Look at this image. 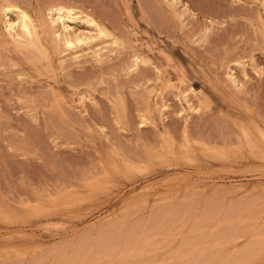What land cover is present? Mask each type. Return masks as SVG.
<instances>
[{"label":"rangeland","instance_id":"1","mask_svg":"<svg viewBox=\"0 0 264 264\" xmlns=\"http://www.w3.org/2000/svg\"><path fill=\"white\" fill-rule=\"evenodd\" d=\"M22 1L28 3L27 0ZM40 1L47 4L50 0ZM51 1L61 4L63 0ZM66 1L64 0L63 3L68 5L69 1ZM90 1L94 2L89 0L88 3ZM100 1L103 2L99 0L97 4L102 6ZM158 1H104L105 7H110L109 9L104 7L108 22L122 34L124 42L127 41L126 45L125 43L122 45L125 46L124 50L120 48L123 50H121L122 56L118 50H116L118 54L114 52L113 56L114 54L119 57L125 56V61L133 54L134 57H139V69L141 67L152 69L151 81L164 79L167 76L163 81L161 80L160 85L158 84L160 79L156 82L159 86L153 82L158 88L157 92L155 91L158 95L154 91L151 95L144 92V88L147 91L151 88L150 81L145 84L150 83V86L148 85L150 88L144 87L145 85H142L143 87L137 85L139 88L135 85L136 88H133V85V87L129 86L131 80H137L132 77L139 71L130 70L131 72H128L130 74H127L128 66L134 63L126 65L128 61L125 63L124 58L119 60L121 62L123 60L126 66L121 67L118 57L114 56L115 59L112 60V56L111 59L106 56V59L113 62H109L110 64L118 61L121 68L127 67L125 71L118 66V73L116 66L110 65L111 69H115V74L116 72L120 74V71L121 74L126 73L125 76L118 75L120 79L117 75L111 74L114 73V69L110 70L111 73L109 69V72H103L104 76L100 72L98 75L102 80L98 76L93 77L91 72L88 73L92 75H84L90 69L96 70L94 76L99 73L97 62L88 60V55L85 59L90 62L85 63L89 66L85 73L82 72L86 70L84 66L82 69L81 66H73L71 69L76 70L68 74L74 73V75L68 77L62 75L65 74L62 71L60 75L62 82L51 85L52 80L54 82L55 79H52V74L49 76L53 69H48L45 65L46 57L33 59L38 62L37 67L39 65L41 69L43 68L41 70L38 67V71L43 74L39 76L32 67L28 68L24 62L16 58L14 63L17 64L13 61L11 64L9 61L12 58H9L8 62L13 66L8 67L7 58H2L5 56L3 48L0 49V53L2 51L0 59H5L4 63H7L6 66L3 63L4 67L0 66V69H4L0 70V94H7L3 95L4 98L1 94L0 101L6 100L12 105L16 100L13 107L0 102V110H2L0 111V264H118L119 262V264H264V27L262 30V27L258 26V20L252 19L251 23L254 25L248 27L256 29L258 26L257 31L251 32L247 27L246 33L254 34L255 38L253 35L248 39V36H245L246 40H244V31L235 32L239 34V36L233 34L236 35V41L231 39L215 47L207 39L202 40L199 36L201 31L198 35L195 34L197 40L194 34L189 36L191 32L193 33L192 27L195 22L200 20L199 23L203 21V24L204 21H209L207 11L211 9L209 7L211 3L208 2L213 0H185L192 6L191 9H194L195 16L193 14L190 17L186 16L189 21L186 20L187 25L183 30L171 18L170 13H167L168 9L161 4L162 0ZM236 1L228 0V3L240 7L239 3L242 2ZM37 2L39 0L35 4ZM249 2L243 4H250L244 10L250 11L251 15L256 11L257 13L264 11L263 0ZM209 17L212 18V14ZM145 18H149L148 21L152 20V24L149 25ZM221 18L223 24L216 23L214 26L216 28L218 25L220 29L217 27L214 31L213 26L211 27L212 31L221 32V35L220 32L218 33L220 37H225L223 28L226 27L227 32V26L232 24L227 25V23L235 21L241 24L246 20L244 17ZM217 19L220 21L219 18ZM224 19L226 21H223ZM225 22L226 26L223 27ZM115 24H118V27ZM3 25V23L0 25L2 29ZM236 28L235 26L234 30ZM230 29H233L232 25ZM186 32L188 33L185 34ZM129 47L132 48L133 54L131 52L129 54ZM235 48L238 49L234 51ZM124 52L127 53L124 55ZM142 54L147 58L151 56L150 65L142 63ZM69 56L70 54L68 58L72 55ZM134 57H130L132 59L131 61L128 59L129 62H135ZM252 60H255L256 65H253ZM240 61L241 63H238ZM154 64L160 69L159 72L164 74L158 73ZM154 74L159 75L158 77L155 75L157 80L152 79ZM88 77L96 78L97 81L91 79L93 83L91 81L87 86L88 82L85 83V78ZM79 78V81L84 78L82 79L84 88L90 91L84 103L85 108H79L82 104L78 103L80 101L78 93L80 89H84L83 85L79 87L80 89L77 88L78 84H81V82L77 83ZM89 78L87 80H90ZM74 80L77 87L70 86ZM125 81L129 83L126 85ZM119 82L126 86L118 84ZM60 85L69 90L60 89ZM154 85L152 88H155ZM24 86L27 88L25 89ZM89 86L93 87L89 88ZM117 89L123 91L118 92L119 95H123V98L120 97L125 101L124 114L120 113L123 107L119 108L122 100L120 99V103L116 102ZM138 89H142L140 94ZM70 90L76 91L71 94ZM174 91L181 94L184 91L182 95L191 92L186 96L190 103L192 102L191 104L199 107L200 110L186 109L181 116L178 110L182 109V106ZM144 93L151 97L146 98ZM50 95L51 97H48ZM18 101L20 104H17ZM139 101L141 104L138 103ZM56 102L63 107L65 117L62 116L61 110L57 109ZM163 102H169L171 107L162 110L164 112L160 115ZM21 104L23 107L20 108ZM184 105L188 106L186 101ZM88 111L90 115H94H87ZM31 112L32 116H30ZM103 113H106V116ZM101 115L103 119H100ZM143 116L147 118L145 124L140 123ZM66 117H71L70 123L65 119ZM164 124L170 126L171 131L173 129L174 132L172 131L168 136L164 133L162 136L161 132L165 131ZM186 125L190 127L191 137L194 134L196 140L184 138ZM155 136L158 140L154 138ZM112 137L115 139L112 140ZM144 141L147 143L145 144ZM237 253V256L234 255Z\"/></svg>","mask_w":264,"mask_h":264},{"label":"bare ground","instance_id":"2","mask_svg":"<svg viewBox=\"0 0 264 264\" xmlns=\"http://www.w3.org/2000/svg\"><path fill=\"white\" fill-rule=\"evenodd\" d=\"M37 0H35V2H36ZM51 1V0H50ZM48 2L47 4L45 3V4H43V2L42 1H40L39 0V2H37L36 4H35V2H34V0H27V2L28 3H30L29 5L31 6H29L28 5V3H26L25 4V2L24 1H22V0H0V25H1V23H3L4 25H3V29H2V26H0V49L1 48H3V51H4V55L5 56H2V58H7V61L5 60V59H0V66L2 67L4 64V66H6V64L7 63H9V62H11V64H12V61H13V63H14V58H16V59H19V60H21L22 62H24L27 66H28V68H30V67H32L36 72L35 73H37L39 76L42 74L40 71H38V67H39V65H38V67H37V61L35 62V60H33V59H36V57L38 58H42V56H44V57H46V64L45 65H47L48 66V69H53V71H51V73L49 74V76H51V74H52V79H55L54 80V82H53V80L51 79V77H49L51 80H52V84L51 85H53V83H56V85H58V84H60L61 82H62V80H61V77H60V75L64 72L65 74H62V75H68V77L69 76H71L72 74L74 75V73H72L71 75L70 74H68V73H70V72H74V70H76V69H71L73 66L74 67H80V69H82V66H84L83 68H86V70L84 71H82V72H86L87 71V68H89V66L88 65H86L85 63H89L90 61H88L89 59L90 60H93V61H95V63H96V65H97V68H98V71H99V73H97V75L96 76H94L95 75V73L96 72H94V71H96V70H93V69H90V70H92V71H90V70H88L87 71V73H85L84 75H86V74H88L87 76H89V74H93V77H99L100 78V72H102V74H103V76H104V73L103 72H109L110 70H112V69H114V68H112L111 69V67H113V65L114 66H116V70H117V72L119 71L118 70V64L121 62L119 59L121 58H124V61H125V56L124 57H121L122 56V51L124 50L123 48H125V46L123 47L122 45H124V43H125V45H126V43H127V41L126 42H124V40H123V38H122V34L111 24V23H109L108 22V17L106 16V14L107 13H105L106 11H104L105 9H104V7L106 6V5H108L107 4V1H106V5H105V3H104V1L105 0H103V2H101L102 3V6H100V4L98 5L97 4V2L99 3V0H97V1H95L94 0V2L93 1H90V3H92V4H90V3H88V1L89 0H68V1H66V2H68V5L67 4H64L63 2H64V0L61 2V4H59V3H55V2ZM56 1V0H55ZM59 2H60V0H58ZM161 0H159L158 2H160ZM230 1V0H229ZM236 1V0H235ZM238 2H242V3H239V6L240 7H238V5L237 6H233V5H231V4H229L228 3V0H213L212 2H208L210 5H209V7L211 8V9H209V7H208V9L210 10L209 12L207 11V13H208V19H209V21L207 22V21H204V25L202 24V22L201 23H199V21L198 22H192V23H194V27H192V30H193V33L191 32L192 30H191V28H190V30L191 31H189V32H191V34L189 35V36H191V35H193L194 37H195V34L196 35H198L199 33H200V31H201V33L199 34V36L200 37H202V40H203V38H204V40L205 39H207L211 44H212V46H215V45H218V46H221V45H219V44H221V43H223V42H226V41H229V40H233L234 41V39H235V37H236V35H233L235 32H240V31H244V37L245 36H248L247 37V39L250 37H252L251 35H253L254 36V34H252L251 33V35H250V32L247 34L246 32H248V30H250L251 32L252 31H254V33H256V29L258 28V26H260V27H262V30H263V27H264V14H263V12L264 11H262V13L261 12H259V13H257V11H256V13H253L252 15H251V12L250 11H245L244 9L245 8H247V5H250V4H243L244 2L245 3H248L249 1L251 2V0H237ZM236 1V2H237ZM244 1V2H243ZM253 1V0H252ZM264 1V0H263ZM24 2V3H23ZM71 2V3H70ZM162 3L161 4H163L165 7H166V9H168V11H167V13H170V15H171V18H173V20L177 23V24H179L178 26H181V27H179V28H181L182 30L183 29H185V27H186V20L187 21H189L187 18L188 17H190V16H192V14L194 13L193 11H194V9H191V5L190 4H188L185 0H162L161 1ZM249 2V3H250ZM197 3V2H196ZM207 3V4H208ZM253 3V2H252ZM25 4V5H24ZM72 4V5H71ZM206 4V5H207ZM110 5V4H109ZM112 5V4H111ZM110 5V6H111ZM194 5V4H193ZM200 5V4H199ZM202 5H204V4H202ZM29 6V7H28ZM262 6L264 7V2H262ZM163 7V6H162ZM203 7V6H202ZM236 7H238L237 9H236ZM249 7V6H248ZM105 8H107V9H109L108 8V6L107 7H105ZM196 8H198L197 6H196ZM201 8V7H200ZM204 8V7H203ZM202 8V9H203ZM102 9V10H101ZM165 9V8H164ZM206 9V8H205ZM145 10V9H144ZM149 10H152V9H149ZM163 10V9H162ZM207 10V9H206ZM260 9H258V11H259ZM103 11V12H102ZM147 11V10H146ZM166 11V10H165ZM164 11V13H166ZM155 12V11H154ZM255 12V11H254ZM163 13V12H162ZM163 13V14H164ZM110 14V13H109ZM147 14H148V12H147ZM151 14V13H150ZM160 14V13H159ZM212 14V18L211 17H209V15H211ZM255 14V15H254ZM14 15H16V17H14ZM142 15H144L145 16V13H143L142 12ZM161 15V14H160ZM166 15V14H165ZM194 16H195V14H193ZM254 15V17H251V16H253ZM149 16H151V15H149ZM152 16H153V14H152ZM162 16V15H161ZM186 16H188L187 18H186ZM193 16V17H194ZM227 16V18H228V16L230 17V19H233V18H236V17H244V18H246V20L245 21H247V23L244 21V22H242L241 24H238L237 22L235 23V21L233 22H229V23H227V25L228 24H230V23H232V24H230L229 26H227V29L229 30L230 28H231V25H232V28L233 29H230L229 31H231V32H229L228 30H227V32H228V34H226L227 32H226V27L225 28H223L224 30L223 31H225V37H223V36H219V34L221 35V32L220 31H218V33H217V31L216 32H214L215 31V29L217 28V27H219L218 25H220V24H223V22L221 21L223 18H221V17H226ZM164 18L166 17V16H163ZM170 17V16H169ZM152 18V17H151ZM205 18V17H204ZM217 18H219V20L221 21H218V19ZM221 18V19H220ZM243 18V19H244ZM167 20H168V17L166 18ZM197 19V18H196ZM195 19V20H196ZM252 19H257L258 20V26H257V28L256 29H254L255 27H252V29H251V27H248V26H252V24L253 23H251V21H252ZM145 20L147 21V23L150 25V24H152L151 22H153L152 20H150V21H148L149 20V18H145ZM162 20V19H161ZM166 20V21H167ZM206 20H207V18H206ZM116 21V20H115ZM169 22H170V20H168ZM197 21V20H196ZM223 21H226L225 19L223 20ZM249 21V22H248ZM117 22V21H116ZM174 22V23H175ZM156 23V22H155ZM216 23H218V25H217V27L215 28L214 26H215V24ZM220 23V24H219ZM233 23H235L234 25H233ZM240 23V22H239ZM244 23V24H243ZM251 23V24H250ZM256 23V22H255ZM114 24V23H113ZM181 24V25H180ZM191 24V23H190ZM250 24V25H249ZM115 25H117V27H118V24H115ZM165 25V24H164ZM254 25V24H253ZM121 26V25H120ZM119 26V27H120ZM169 26V25H168ZM213 26V29H214V31H212L213 29H211V27ZM224 26H226V22H225V25H223V27ZM237 27L235 30H234V27ZM249 29H248V28ZM172 29H174V27L172 28ZM219 29H220V27H219ZM218 29V30H219ZM248 29V30H247ZM166 30V29H165ZM168 30V29H167ZM217 30V29H216ZM233 30V31H232ZM261 30V29H260ZM161 32V31H160ZM159 32V33H160ZM169 32V31H168ZM171 32V31H170ZM199 32V33H198ZM173 33H174V31H173ZM188 32H186L185 34H187ZM222 33V35H224ZM162 34V33H161ZM168 34V33H167ZM170 34V33H169ZM172 34V33H171ZM235 34H237V33H235ZM247 34V35H246ZM257 34H259V33H257ZM228 35V36H227ZM238 36H239V34H237ZM243 34H241V36H242ZM260 35V34H259ZM170 36V35H169ZM192 36V37H193ZM198 36V37H199ZM241 36H240V39H241ZM261 36V35H260ZM194 37H193V39H194ZM199 37V38H200ZM257 37H259V36H257ZM110 38V39H109ZM183 38V37H182ZM188 38V37H187ZM196 38V37H195ZM253 38H255V36L253 37ZM261 38H263V37H261ZM237 39V38H236ZM236 39H235V41H236ZM196 40H197V38H196ZM195 40V41H196ZM244 40H246V37L244 38ZM259 40V39H258ZM194 41V40H193ZM199 41H201V38L199 39ZM237 41H239V40H237ZM241 41V40H240ZM248 41V40H247ZM250 42V41H249ZM256 42V41H255ZM258 42V41H257ZM195 43V42H194ZM199 43V42H198ZM234 44H235V42H233ZM237 43H239V42H237ZM242 43H243V41H242ZM111 44V46H109ZM214 44V45H213ZM232 43H230V45H231ZM249 44V43H248ZM247 44V45H248ZM251 44V43H250ZM11 45V46H10ZM114 45V46H113ZM229 45V44H228ZM228 45H227V47H228ZM236 45V44H235ZM239 45V44H238ZM252 45H254V44H252ZM245 46V45H244ZM114 47H116L115 49H112V48H114ZM118 47V48H117ZM136 47V46H135ZM216 47V46H215ZM226 46H224V48H225ZM239 47V46H238ZM249 47V46H248ZM252 47V46H251ZM110 48V49H109ZM120 48H122V49H120ZM128 47L126 46V49H127ZM131 47H129V54H130V52H131V54H133L132 53V48L130 49ZM134 48V47H133ZM152 48V47H151ZM212 48H214V47H212ZM231 48V47H230ZM250 48V47H249ZM257 48V47H256ZM238 49V48H237ZM236 48L235 49H233L234 51H236L237 50ZM2 50V49H1ZM116 50H118V53H121L120 55V57H119V55H117L118 53L116 52ZM122 50V51H121ZM134 50V49H133ZM206 50V49H205ZM211 50V49H210ZM224 50V49H223ZM251 50V49H250ZM252 50H254V49H252ZM119 51H121V52H119ZM135 51V50H134ZM150 51V50H149ZM153 51V50H152ZM242 51V50H241ZM240 51V52H241ZM245 51V50H244ZM110 52H112V53H110ZM117 53L116 55L114 54V56H116L115 58H117V60L118 61H120V62H114L115 64H110V63H113V62H110V60H108V59H111V56H112V60L113 59H115L114 58V56H113V53ZM212 52H214V51H212ZM251 52H253V51H251ZM250 52V53H251ZM257 52V51H256ZM264 52V51H263ZM1 53H2V51H1ZM0 53V54H1ZM127 52H124V55L126 54ZM135 53V52H134ZM249 53V54H250ZM26 55V56H24V55ZM70 54V58H68V55ZM139 54V53H138ZM144 54V53H143ZM142 54V57L144 56ZM237 54V53H236ZM235 54V55H236ZM243 54V53H242ZM244 54H245V52H244ZM248 54V55H249ZM2 55V54H1ZM9 57H8V56ZM88 55H89V58H88V60L87 59H85L86 57H88ZM156 55V54H155ZM238 55V54H237ZM246 55V54H245ZM244 55V56H245ZM86 56V57H85ZM108 57V59H106L107 57ZM109 56H110V58H109ZM127 56L128 55H126V58H127ZM146 56H149V55H147L146 54ZM210 56V55H209ZM243 56V55H242ZM241 56V57H242ZM65 57V58H64ZM67 57V58H66ZM130 57H134V54H133V56L131 55V56H128V58H127V60L126 61H128L127 63L128 64H126V65H130V64H133V65H131V66H128L129 67V71L127 70V69H125V68H127V67H125L124 69H125V71L127 70V74H130V73H128V72H131L130 70H134V71H139L138 72V74L137 75H133V77L132 76H129V77H132V79H137L136 81H133V80H131L132 82L129 84V86H136V87H138L139 88V86H137V85H140L141 87H143L145 84H147L149 81H150V83H152L151 85L153 86L154 84H153V82H158V80L160 79H156V77H155V75L158 77L159 75L158 74H154V75H152V79H156L157 81H151V73L153 72L152 71V69H148V68H145V67H141L140 69H139V67H138V65L140 64V62H138V59H139V57H134L133 59L135 60V62H129V60L131 61V59H130ZM252 57H254V56H252ZM9 58H12V59H10V61H9ZM91 58H93V59H91ZM136 58V59H135ZM144 58H147V57H143L142 58V63L144 64L145 63V65L146 64H148L149 63V65H150V63H151V56L150 57H148L147 59H149L150 60V62H149V60H147V59H144ZM237 58V57H236ZM244 58V57H243ZM43 59V58H42ZM129 59V60H128ZM254 59V58H253ZM4 60L7 62H5L4 63ZM39 60V59H38ZM111 60V61H112ZM133 60V61H134ZM230 60V59H229ZM231 60H232V58H231ZM234 60H238V59H234ZM9 61V62H8ZM30 63H28V62ZM126 61H125V63H126ZM154 61V60H153ZM239 61V60H238ZM252 61H254V63H253V65L255 64V60H252ZM16 62V61H15ZM106 62H110L109 63V65L108 66H105V65H107V64H105ZM4 63V64H3ZM44 63V62H43ZM82 63H84V65H81ZM93 63V62H92ZM92 63L90 64V65H92ZM94 63V64H95ZM141 63V64H142ZM207 63V62H206ZM238 63H241V61L240 62H238ZM256 63H257V61H256ZM14 64H17V63H14ZM120 64H122V66L121 67H123V65H125L124 64V62H123V60H122V62L120 63ZM229 64V63H228ZM110 65H111V67H110ZM125 65V66H126ZM144 65V66H145ZM148 65V66H149ZM155 65V67H156V64H154ZM153 65V66H154ZM213 65V64H212ZM240 65V64H239ZM256 65V64H255ZM3 66V67H4ZM8 67H12V66H10V63H9V65H7ZM43 66V65H42ZM140 66V65H139ZM148 66H146V67H148ZM210 66V65H209ZM224 66V65H223ZM92 67V66H91ZM93 67H94V65H93ZM120 67V66H119ZM120 67V68H121ZM137 67H138V69H137ZM253 67V66H252ZM256 66H254V68H255ZM40 68V67H39ZM95 68V67H94ZM96 68V69H97ZM151 68V67H150ZM157 68V70L159 69L158 68V66L156 67ZM155 68V69H156ZM161 68V67H160ZM211 68V67H210ZM9 69V68H8ZM41 69V68H40ZM43 69V68H42ZM41 69V70H42ZM58 69H60V71H58ZM108 69H109V71H108ZM115 69H114V73L112 72L111 73V71H110V73L111 74H115ZM123 68H121V70H122ZM123 69V70H124ZM165 69H166V67H165ZM214 69V68H213ZM256 69V68H255ZM258 69H259V66H258ZM0 70H4V69H0ZM5 70H7V69H5ZM10 70V69H9ZM71 70V71H70ZM73 70V71H72ZM154 70V69H153ZM160 70V69H159ZM159 70H158V73H161V74H164L163 72H159ZM161 70H162V68H161ZM215 70V69H214ZM257 70V69H256ZM43 71H45V70H43ZM63 71V72H62ZM65 71H67V73L65 72ZM113 71V70H112ZM149 71V72H148ZM156 71V70H155ZM10 72H11V70H10ZM48 72V71H47ZM53 72V73H52ZM62 72V73H61ZM88 72H91V73H88ZM117 72H116V74L114 75V76H118V75H124V73L123 74H121L122 72L120 71V74H117ZM157 72V71H156ZM261 72V71H260ZM4 73H6V72H4ZM8 74H9V71L7 72ZM6 73V74H7ZM119 73V72H118ZM173 73V72H172ZM244 73V72H243ZM7 74V75H8ZM22 74V73H21ZM20 74V75H21ZM24 74V73H23ZM77 74V73H76ZM91 74V75H92ZM99 74V75H98ZM105 74H107V73H105ZM126 74V73H125ZM153 74V73H152ZM181 74H182V72H181ZM11 75V74H10ZM43 75V74H42ZM47 75H48V73H47ZM108 75V74H107ZM170 75V74H169ZM245 75V74H244ZM1 76V75H0ZM24 76H25V74H24ZM32 76V75H31ZM55 76V77H54ZM76 76V75H75ZM78 76V75H77ZM86 76V77H87ZM125 76V75H124ZM138 76V77H137ZM154 76V77H153ZM16 77V76H15ZM15 77H13V78H15ZM33 77V76H32ZM34 77H38V76H34ZM66 77V76H65ZM73 77V76H72ZM84 77V76H83ZM101 77H102V75H101ZM119 77V79H120V76H118ZM117 77V78H118ZM137 77V78H136ZM162 77V76H161ZM167 77V76H166ZM165 77V78H166ZM180 77V76H179ZM183 77V76H182ZM238 77V76H237ZM89 78V77H88ZM88 78H85V83H87L88 82V84H87V86L88 85H90L91 84V81L93 80H96V78L94 79V78H89L90 80H87ZM111 78V77H110ZM109 78V79H110ZM115 78V77H114ZM164 78V79H165ZM24 79H25V77H24ZM23 79V80H24ZM68 79V78H67ZM70 79V78H69ZM83 80H84V78H82ZM81 79V81H79L80 80V78L79 79H77L78 80V82L77 83H79V82H81V84H75V80L72 82V81H69V83L70 82H72V84L70 85V86H74V87H77V88H79V87H81L82 85H83V88H84V85L85 84H83L84 83V81ZM92 79V80H91ZM101 79V78H100ZM112 79V78H111ZM125 79V78H124ZM163 78H161L160 79V81L158 82V84L160 85L161 84V80L163 81L164 80ZM239 79V78H238ZM16 80H17V78H16ZM19 80V79H18ZM99 80V79H98ZM102 80V79H101ZM121 80H123V78H121ZM126 80V79H125ZM128 80V79H127ZM15 81V80H14ZM19 81H22V80H19ZM63 81H64V79H63ZM82 81H83V83H82ZM90 81V82H89ZM93 81H92V83H93ZM97 81V80H96ZM95 81V82H96ZM104 81V80H103ZM183 81V80H182ZM30 82H32V81H30ZM29 82V83H30ZM39 82V81H38ZM123 82V81H122ZM127 81H125V84L127 85L129 82H130V79H129V82H127ZM28 83V84H29ZM150 83L148 84L149 86H150ZM168 83H170V82H168ZM7 84V83H6ZM11 84V83H10ZM31 84V83H30ZM49 84V85H50ZM67 84V83H66ZM98 84H99V82H98ZM97 84V85H98ZM102 84V83H101ZM107 84V83H106ZM113 84H115V83H113ZM118 84H120V82L118 83ZM124 83L122 84H120V85H125ZM157 83H156V85H158ZM229 84V83H228ZM5 85V84H4ZM68 85V84H67ZM125 85V86H126ZM143 85V86H142ZM148 85H145L144 87H146V86H148ZM158 85V86H159ZM263 85V84H262ZM21 86V85H20ZM19 86V87H20ZM35 86V85H34ZM65 86V85H64ZM110 86V85H109ZM115 86V85H114ZM118 86V85H117ZM132 86V87H133ZM133 87V88H136V87ZM148 86V87H149ZM152 86H150L149 88L150 89H148V91L146 90V88H142L143 90H144V92H147L148 94H152L153 93V91L155 92L158 88H157V86H155L154 85V87L155 88H152ZM230 86V85H229ZM5 87V86H4ZM10 87H12V86H10ZM25 87V86H24ZM32 87H33V85H32ZM36 87H38V86H36ZM74 87H72L73 89H74ZM86 87V86H85ZM92 88L93 86H89V88ZM179 87V86H178ZM183 87V86H182ZM8 88V87H7ZM14 88V87H13ZM18 88V87H17ZM27 87H25V89H26ZM59 88L60 89H63V90H69V89H67V88H65V87H62V85H60L59 86ZM107 88V87H106ZM113 88V87H112ZM169 88V87H168ZM171 88V87H170ZM4 89H6V87L4 88ZM11 89V88H10ZM19 89V88H18ZM55 89V88H54ZM73 89H72V91H73ZM80 89V88H79ZM79 89H78V91H79ZM96 89V88H95ZM142 89H138L139 91H138V93L139 92H141L140 90H142ZM167 89V88H166ZM193 89V88H192ZM244 89V88H243ZM21 90V89H20ZM19 90V91H20ZM35 90V89H34ZM47 90V89H46ZM51 90V89H50ZM81 91L78 93V92H76V95H77V93H78V95H80V98H78L80 101L78 102V103H80V104H82L81 105V107H79V108H85V105H84V103H86V97H88L87 96V94H88V92H90L89 91V89H87V88H84L83 90L82 89H80ZM105 90V89H104ZM110 90H112L111 88H110ZM109 90V91H110ZM114 90V89H113ZM134 90H136V89H134ZM146 90V91H145ZM164 90H165V88H164ZM180 90H182V89H180ZM194 90V89H193ZM192 90V91H193ZM2 91V90H1ZM15 91H16V89H15ZM14 90H13V92H15ZM18 91V90H17ZM29 91V90H28ZM71 91V90H70ZM71 91V94L72 93H74L76 90H74V92H72ZM119 90L117 89L116 90V92L118 93V96H117V100L118 101H116L117 103H120L119 101H121V105L120 104H118V105H120L119 106V108H122V109H120V113H122V114H124V108H125V106L123 105V103L125 104V101H124V99H121V97L123 96V95H119V92L120 91H122V90H120L119 92H118ZM137 91V90H136ZM135 91V92H136ZM171 91V90H170ZM191 91V90H190ZM202 91V90H201ZM247 91V90H246ZM22 92V91H21ZM91 92H92V90H91ZM111 92V91H110ZM123 92V91H122ZM132 92H134V91H132ZM157 92V91H156ZM155 92V93H156ZM164 92V91H163ZM166 92V91H165ZM176 91H174V94H175V96L177 97V99H179L180 100V104H181V108L182 109H180L179 108V110H178V113L179 114H181V113H183L184 111H186V109H190V110H195V111H197V110H200V108L199 107H194L191 103H190V100L188 99V97L186 96V95H189L190 93H188V94H184V95H182L183 93H184V91L182 92V94L179 92V93H175ZM186 92V91H185ZM203 92V91H202ZM16 93V92H15ZM20 93V92H19ZM23 93V92H22ZM28 93V92H27ZM56 93V92H55ZM142 93H143V91H142ZM154 93V94H155ZM248 93V92H247ZM2 94V95H1ZM0 95L2 96V98H4V96L3 95H7V94H3V93H1ZM16 94H18V93H16ZM31 94V93H30ZM65 94V93H64ZM113 94H114V92H113ZM129 94V93H128ZM132 94V93H131ZM140 94V93H139ZM145 94V93H144ZM146 95L145 94V97L146 98H150L151 96L150 95ZM157 94V93H156ZM161 94V93H160ZM163 94V93H162ZM166 94V93H165ZM164 94V95H165ZM168 94V93H167ZM43 95V94H42ZM73 95H75V94H73ZM111 95H112V92H111ZM142 95V94H141ZM158 95V94H157ZM163 95V96H164ZM169 95V94H168ZM58 96V95H57ZM70 96V95H69ZM69 96L67 97V98H69ZM91 96V95H90ZM113 96V95H112ZM121 96V97H120ZM138 96V95H137ZM167 96V95H166ZM6 97V96H5ZM19 97V96H18ZM21 97V96H20ZM48 97H51V95L50 96H48ZM61 97V96H60ZM109 97H110V95H109ZM116 97V96H115ZM114 97V98H115ZM140 97H142V96H140ZM155 97V96H154ZM171 97V96H170ZM185 97V98H184ZM33 98V97H32ZM32 98H31V100H32ZM54 98V97H53ZM56 98V97H55ZM58 98V97H57ZM63 98V97H62ZM61 98V99H62ZM123 98V97H122ZM144 98V97H143ZM159 98V97H158ZM157 98V99H158ZM164 99H168V97H163ZM8 99V98H7ZM9 99H11V98H9ZM35 99V98H34ZM33 99V101H36V100H34ZM65 99V98H64ZM63 99V100H64ZM91 99V98H90ZM106 99V98H105ZM109 99H111V98H109ZM121 99V100H120ZM135 99V98H134ZM173 99V98H172ZM12 100H13V98H12ZM30 100V101H31ZM57 100H59L60 101V99H57ZM73 100V99H72ZM94 100V99H93ZM112 100V99H111ZM132 100V99H131ZM136 100V99H135ZM139 100V99H138ZM144 100V99H143ZM146 100V99H145ZM171 100V99H170ZM179 100H177V102L179 101ZM202 100V99H201ZM8 101V100H7ZM15 102H16V100H14ZM14 101L12 102L13 104L12 105H14ZM21 101V100H20ZM20 101H18L19 103H17V104H20ZM33 101H32V104H34L33 103ZM51 101H52V99H51ZM56 101V100H55ZM75 103H76V101L75 100H73ZM107 101V100H106ZM134 101V100H133ZM161 101V100H160ZM174 101V100H173ZM184 101H186V104H188V106H185L184 105ZM1 103H5V104H11V103H9V101H8V103L6 102V100L5 101H0ZM26 102V101H25ZM25 102H24V104H25ZM37 102V101H36ZM35 102V103H36ZM61 102V101H60ZM95 102V101H94ZM115 102V101H114ZM136 102H137V100H136ZM158 102V101H157ZM171 102V101H170ZM22 103H23V100H22ZM71 103H73V102H70V104ZM99 103V102H98ZM138 103H140L141 104V102L139 101ZM169 103V102H168ZM167 102H163V104H162V106L160 107V108H162L161 110H160V115H161V112H162V110H165V109H167V108H169V107H171L169 104H168ZM16 104V103H15ZM16 104V106L18 107V105ZM23 104V105H24ZM27 104H29V103H27ZM31 104V105H32ZM59 103H57L56 102V106H57V109L58 110H61V112H62V116H66L65 115V111L63 112L62 111V108L63 107H61V104H63V101H62V103L60 104V105H58ZM102 104V103H101ZM115 104V103H114ZM114 104H112V105H114ZM136 104V103H135ZM146 104H148V103H146ZM171 104V103H170ZM175 104V103H174ZM178 104V103H177ZM176 104V105H177ZM7 105H6V107H7ZM12 105H10V106H12ZM35 105V104H34ZM38 105V104H37ZM79 105V104H78ZM95 105H96V103H95ZM99 105V104H98ZM118 105H116L117 107H118ZM123 105V106H122ZM133 105V104H132ZM172 105V104H171ZM175 105V106H176ZM1 106V105H0ZM20 106V108L21 107H23L22 106V104L21 105H19ZM25 106H26V104H25ZM24 106V107H25ZM63 106V105H62ZM66 106V105H65ZM100 106H102V105H100ZM100 106H99V108H100ZM148 106V105H147ZM200 106V105H199ZM13 107V106H12ZM29 107H31V106H29ZM87 107V106H86ZM97 107V106H96ZM95 107V108H96ZM113 107V106H112ZM116 107V108H117ZM145 107V106H144ZM178 107V106H177ZM176 107V108H177ZM95 108H94V110H95ZM98 108V107H97ZM139 108V107H138ZM176 108H174V109H176ZM14 109V108H13ZM22 109H24V108H22ZM65 109H66V107H65ZM68 109V108H67ZM101 109V108H100ZM127 109V108H126ZM144 109V108H143ZM142 109V110H143ZM155 109V108H154ZM64 110V109H63ZM85 110V109H84ZM91 110V109H90ZM103 110H104V108H103ZM117 110V109H116ZM0 111H2V110H0ZM17 111V110H16ZM99 111V110H98ZM169 111H172V110H170L169 109ZM89 112V111H88ZM92 112H93V110H92ZM91 112V113H92ZM95 112V111H94ZM102 112V111H101ZM141 112V111H140ZM159 112V111H158ZM164 112V111H163ZM162 112V113H163ZM3 113V112H2ZM30 113V112H29ZM34 113V112H33ZM80 113H82V112H80ZM97 113V112H96ZM95 113V114H96ZM98 113H100V112H98ZM97 113V114H98ZM110 113V112H109ZM116 113H117V111H116ZM167 113H169V112H167ZM177 113V114H178ZM260 113V112H259ZM89 114V116H91V115H94V114H91L90 115V112L89 113H87V115ZM104 114V113H103ZM102 114V115H103ZM106 114V113H105ZM104 114V115H105ZM158 114V115H159ZM165 114V113H164ZM163 114V115H164ZM174 114H175V112H174ZM69 115V114H68ZM67 115V116H68ZM81 115V114H80ZM83 115V114H82ZM100 115V114H99ZM102 115H101V117H100V119L102 118ZM118 115V114H117ZM138 115V114H137ZM143 115V114H142ZM146 115V114H145ZM159 115V116H160ZM30 116H32V112H31V115ZM106 116V115H105ZM140 116H141V113H140ZM181 116H182V114H181ZM74 117H76V116H74ZM84 117V116H83ZM94 117V116H93ZM113 117V116H112ZM115 117V116H114ZM117 118H118V116H116ZM138 117V116H137ZM163 117V116H162ZM166 117V116H165ZM171 117V116H170ZM180 117V116H179ZM33 118V117H32ZM38 118V117H37ZM97 118V117H96ZM95 118V119H96ZM99 118V117H98ZM117 118H115V119H117ZM143 119H142V121H141V119H140V123L141 124H145L146 123V121H147V118L146 117H142ZM169 118V117H168ZM200 118V117H199ZM206 118V117H205ZM67 121H68V123H70L69 121H70V119H71V117L69 118H65ZM74 119V118H73ZM94 119V118H93ZM103 119V118H102ZM113 119V118H112ZM161 119V118H160ZM182 119V118H181ZM217 119V118H216ZM85 120V119H84ZM114 120V119H113ZM129 120V119H128ZM161 120H163V118L161 119ZM186 120L188 121V117L186 118ZM206 120V119H205ZM34 121V120H33ZM73 121V120H72ZM100 121H102V120H100ZM104 121V120H103ZM190 121V120H189ZM204 121V120H203ZM76 122V121H75ZM75 122H73V123H75ZM215 122H217V121H215ZM137 123V122H136ZM163 123V122H162ZM175 123V122H174ZM186 124H187V122H185ZM198 123V122H197ZM205 123H206V121H205ZM218 123V122H217ZM139 124V123H138ZM167 124V123H166ZM172 124V123H171ZM170 124V125H171ZM196 124V123H195ZM203 124H204V122H203ZM209 124V123H208ZM221 124V123H220ZM205 125V124H204ZM196 126V125H195ZM194 126V127H195ZM176 127V126H175ZM201 127H203V126H201ZM208 127V126H207ZM255 127V126H254ZM100 128H102L101 127V125H100ZM190 127H188L187 125H186V127H185V129H184V132H185V137L184 138H187V140H189L190 138L191 139H195L194 138V134H192V137H191V134H190V129H189ZM199 128H200V125H199ZM103 129V128H102ZM105 129V128H104ZM119 129V128H118ZM157 129V128H156ZM197 129V128H196ZM115 130V129H114ZM117 130V129H116ZM164 132H161L162 133V136H164V135H167L168 136V134H171V132L173 131V129H172V131H171V127L170 126H168V125H165L164 124ZM200 130H201V128H200ZM206 130V129H205ZM103 131V130H102ZM195 131H197V130H195ZM204 131V130H203ZM115 132V131H114ZM154 132H155V130H154ZM156 132H158V131H156ZM174 132V131H173ZM177 132H178V130H177ZM120 133V132H119ZM160 133V132H159ZM164 133H166V134H164ZM197 133V132H196ZM195 133V134H196ZM115 134H117V132L115 133ZM164 134V135H163ZM184 134V133H183ZM202 134V133H201ZM205 134H206V132H205ZM115 136V135H114ZM113 136V137H114ZM120 136V135H119ZM122 136V135H121ZM142 136H144V135H142ZM145 136H146V134H145ZM149 136V135H148ZM158 136H160L159 134H158ZM173 136H174V134H173ZM204 136V135H203ZM107 137V136H106ZM111 137V136H110ZM112 137V138H113ZM124 137V136H123ZM166 137V136H165ZM177 137V136H176ZM111 138V139H112ZM115 138H116V136H115ZM115 138H113L112 140H114ZM122 138V137H121ZM152 138V137H151ZM151 138H149V139H151ZM155 139H156V136L154 137ZM161 138V137H160ZM169 138V137H168ZM196 138H198V136L196 137ZM200 138V137H199ZM155 139H154V141H155ZM170 139V138H169ZM177 139V138H176ZM212 139H214V138H212ZM118 141H119V139H117ZM125 140V139H124ZM135 140H137V139H135ZM142 140H143V138H142ZM146 140L148 141V138H146ZM156 140H158V139H156ZM196 140V139H195ZM138 141V140H137ZM191 141V140H190ZM197 141H200V140H198L197 139ZM201 141H203V140H201ZM200 141V142H201ZM113 142V141H112ZM134 142H136V141H134ZM145 142V144L147 143L146 141H144ZM149 142V141H148ZM157 142V141H156ZM156 142H154V143H156ZM160 142H161V140H160ZM180 142V141H179ZM119 143H120V141H119ZM150 143H153V142H150ZM56 144V143H55ZM118 144V143H117ZM159 144V143H158ZM161 144V143H160ZM115 145V144H114ZM121 145V144H120ZM163 145V144H162ZM117 146V145H116ZM121 147V146H120ZM159 147V146H158ZM109 148V147H108ZM117 148H119V147H117ZM136 148V147H135ZM152 148V147H151ZM165 148H168V147H165ZM192 147H190V149H191ZM111 149V148H110ZM124 149V148H123ZM126 150V149H125ZM129 150V149H128ZM121 151V150H120ZM131 151V150H130ZM167 151H169V150H167ZM166 151V152H167ZM191 151V150H190ZM113 152V151H112ZM123 153V152H122ZM125 153V152H124ZM119 154H120V152H119ZM134 154V153H133ZM149 154L151 155V153L149 152ZM148 154V155H149ZM156 155V154H155ZM123 156H124V154H123ZM126 156V155H125ZM127 156H128V153H127ZM130 156V155H129ZM150 157V156H149ZM128 158V157H127ZM133 158H134V156H133ZM122 159V158H121ZM130 159H131V157H130ZM140 159V158H139ZM141 161V160H140ZM75 165H76V163H75ZM116 165V164H115ZM116 168V167H115ZM103 169V168H102ZM122 169V168H121ZM130 170V169H129ZM104 171V170H103ZM94 190V189H93ZM91 193H92V191H91ZM91 196V195H90ZM194 196V195H193ZM191 197H192V195H191ZM215 197V196H214ZM218 197V196H217ZM184 202V201H183ZM247 204V203H246ZM129 205V204H128ZM177 206V205H176ZM223 206V205H222ZM186 207V206H185ZM170 208V207H169ZM229 208H230V206H229ZM258 208V207H257ZM256 208V209H257ZM217 209V208H216ZM194 210V209H193ZM230 210V209H229ZM53 211V210H52ZM133 211V210H132ZM231 211V210H230ZM126 213V212H125ZM172 213V212H171ZM230 213V212H229ZM237 213V212H236ZM127 214V213H126ZM224 214V213H223ZM1 216V215H0ZM203 216V215H202ZM218 216V215H217ZM253 216V215H252ZM4 217V216H3ZM172 217V216H171ZM219 217V216H218ZM122 218V217H121ZM251 218V217H250ZM3 219V218H2ZM226 219V218H225ZM234 219V218H233ZM13 220V219H12ZM188 220V219H187ZM245 220V219H244ZM141 221V220H140ZM176 221V220H175ZM154 222V221H153ZM168 222V221H167ZM187 222V221H186ZM197 222V221H196ZM200 222V221H199ZM190 223V222H189ZM189 223H188V225H189ZM234 223V222H233ZM138 224V223H137ZM220 224V223H219ZM172 225V224H171ZM170 225V226H171ZM180 225V224H179ZM194 225V224H193ZM148 226V225H147ZM231 226V225H230ZM167 227V226H166ZM178 227V226H177ZM194 227V226H193ZM208 227V226H207ZM113 228H114V226H113ZM112 228V229H113ZM122 228V227H121ZM190 228V227H189ZM205 228V227H204ZM204 228H203V230H204ZM235 228V227H234ZM169 229V228H168ZM179 229V228H178ZM186 229V228H185ZM259 229V228H258ZM257 229V230H258ZM262 230V229H261ZM109 231V230H108ZM130 231V230H129ZM110 232H111V230H110ZM170 232V231H169ZM181 232V231H180ZM197 232V231H196ZM203 232V231H202ZM182 233V232H181ZM198 233V232H197ZM235 233V232H234ZM116 234V233H115ZM162 234V233H161ZM189 234V233H188ZM203 234V233H202ZM208 234V233H207ZM231 235V234H230ZM261 235V234H260ZM168 236V235H167ZM235 236V235H234ZM125 237H126V235H125ZM150 237H151V235H150ZM149 237V238H150ZM154 237V236H153ZM160 237V236H159ZM143 238V237H142ZM166 238V237H165ZM171 238V237H170ZM258 238V237H257ZM135 239V238H134ZM162 239H163V237H162ZM199 239V238H198ZM224 239V238H223ZM233 239V238H232ZM261 239V238H260ZM201 240V239H200ZM199 240V241H200ZM218 240V239H217ZM259 240V239H258ZM262 240V239H261ZM88 241V240H87ZM112 241V240H111ZM147 241V240H146ZM198 241V240H197ZM113 242V241H112ZM124 242V241H123ZM122 242V243H123ZM129 242V241H128ZM142 242V241H141ZM164 242V241H163ZM184 242V241H183ZM201 242V241H200ZM209 242V241H208ZM81 243V242H80ZM131 243V242H130ZM181 243V242H180ZM222 243V242H221ZM220 243V244H221ZM247 243V242H246ZM256 243V242H255ZM110 244V243H109ZM179 244V243H178ZM198 244V243H197ZM248 244V243H247ZM246 244V245H247ZM252 244V243H251ZM260 244V243H259ZM67 245V244H66ZM158 245V244H157ZM182 245V244H181ZM41 246V245H40ZM79 246V245H78ZM161 246V245H160ZM188 246V245H187ZM218 246V245H217ZM220 246V245H219ZM108 247V246H107ZM148 247H150V246H148ZM169 247V246H168ZM176 247V246H175ZM221 247V246H220ZM246 247V246H245ZM116 248V247H115ZM124 248V247H123ZM131 248V247H130ZM133 248V247H132ZM138 248V247H137ZM153 248V247H152ZM184 248V247H183ZM211 248V247H210ZM241 248V247H240ZM120 249V248H119ZM146 249V248H145ZM163 249V248H162ZM196 249V248H195ZM199 249V248H198ZM220 249V248H219ZM223 249V248H222ZM234 249V248H233ZM147 250V249H146ZM217 250V249H216ZM255 250V249H254ZM263 250V249H262ZM85 251V250H84ZM127 251H128V249H127ZM142 251V250H141ZM141 251H139V253L141 252ZM167 251V250H166ZM172 251V250H171ZM231 251V250H230ZM240 251V250H239ZM243 251V250H242ZM259 251V250H258ZM108 252V251H107ZM126 252V251H125ZM136 252V251H135ZM154 252V251H153ZM196 252V251H195ZM127 253V252H126ZM151 253V252H150ZM218 253V252H217ZM242 253V252H241ZM128 254V253H127ZM200 254V253H199ZM229 254V253H228ZM243 254H244V252H243ZM153 255V254H152ZM157 255V254H156ZM234 255H238V253L237 254H234ZM253 255V254H252ZM148 256V255H147ZM199 256V255H198ZM235 256V257H236ZM92 257H94V256H92ZM128 257V256H127ZM138 257V256H137ZM217 257V256H216ZM233 257V256H232ZM2 258V257H1ZM4 258V257H3ZM171 258V257H170ZM198 258V257H197ZM212 258V257H211ZM92 259V258H91ZM125 259V258H124ZM123 259V260H124ZM151 259V258H150ZM189 259V258H188ZM236 259V258H235ZM243 259V258H242ZM245 259V258H244ZM248 259V258H247ZM262 259V258H261ZM98 260V259H97ZM106 260V259H105ZM116 260H118V259H116ZM122 260V259H121ZM122 260V261H123ZM129 260V259H128ZM249 260V259H248ZM182 261H184V260H182ZM190 261V260H189ZM195 261V260H194ZM203 261V260H202ZM99 262V261H98ZM145 262V261H144ZM196 262V261H195ZM120 263V262H119ZM118 263V264H119ZM122 263V262H121ZM188 263V262H187ZM230 263V262H229ZM124 264V263H123ZM164 264V263H163ZM168 264V263H167ZM170 264V263H169ZM176 264V263H175ZM235 264V263H234Z\"/></svg>","mask_w":264,"mask_h":264}]
</instances>
